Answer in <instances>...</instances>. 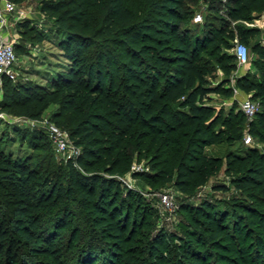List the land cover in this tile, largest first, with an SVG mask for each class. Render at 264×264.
Instances as JSON below:
<instances>
[{
	"label": "trees",
	"instance_id": "1",
	"mask_svg": "<svg viewBox=\"0 0 264 264\" xmlns=\"http://www.w3.org/2000/svg\"><path fill=\"white\" fill-rule=\"evenodd\" d=\"M10 1L19 3L21 0ZM198 1L146 0L145 9L140 7L139 11H134L127 6L128 0H53L54 5L48 9L60 12L59 21L65 26L61 46L73 65L51 83L49 91L53 93L50 96L27 95L24 100H17L14 87L8 85L11 81L5 80L2 103L14 109L15 114L34 119L40 117L47 98L54 103H67L63 113L76 112V95L94 85L96 97L92 104L96 110L83 115L85 119L81 123L89 146L82 151L78 164L85 170L94 168L114 172L123 163L117 162L115 167L109 168L104 166L100 159L102 150L95 149L99 145L97 136L104 132L109 133L112 140L122 141L139 132L140 142L149 139L152 146L158 144V149L181 153L175 182L182 192L190 194L194 181L196 184L202 182L217 170L219 164V159L209 158L204 149L218 143L224 136L230 143L245 137L239 126L242 119L236 123L233 116L225 118L221 112L216 113L212 106L205 104L212 93H230L229 89L223 88L227 81L217 87L208 83L213 70L205 55L211 58L219 53L220 48L231 50L236 39L246 41L249 36L258 38L252 47L256 56L253 60L256 77L238 79L237 88L259 99V110L249 123L247 133L264 145V45L261 41L264 40V30L263 37H259L258 30L232 28L229 21L223 19L217 25L209 21L202 27L191 24L193 12L187 8L190 2ZM203 1L206 5L212 4V10L213 3H219L218 0ZM228 4V16L232 21L244 20L249 10L264 11V0H228ZM98 38L109 43L110 48L97 50L93 55L95 50L90 46L95 45ZM215 58L222 70H236L233 54ZM78 60L82 64H78ZM83 62L86 67H82ZM228 157L234 164L243 165L259 156L249 148L246 158ZM0 164L5 168L14 167L1 160ZM258 164L261 165L258 171L260 180L257 181L253 171H249L248 180L233 181L238 189L243 191L263 185L264 195V155ZM165 166L170 167V161ZM20 172L29 174L31 181L37 179L29 166L21 168ZM162 181L171 182V173H165ZM51 184L54 186L52 192L38 196L26 192L23 185H15L17 201L9 204L16 221L15 231L22 240L38 244V252L44 259L14 251L13 237L0 223V254L4 256L0 264H70L68 260H73L74 264H130L133 261L129 242L134 240L136 230L132 225L128 226L131 219L128 211L124 213L116 205L112 180L97 175L87 177L70 165L67 186L64 187L60 177ZM225 189L224 186L214 187V190ZM71 195L77 198L87 222L99 233L92 234L78 247V242L75 243L77 230H72L64 249L57 241L72 225V219L69 205L60 204V198ZM262 199L264 207V196ZM183 210L187 209L184 207ZM211 210L213 207L207 201L195 207L194 227L196 231L206 230L217 238L223 234L221 215L232 217L233 214L226 211L212 213ZM242 210L257 226L261 235L260 249L264 254V220L257 209L242 207ZM234 228L242 238V224L237 221ZM164 246L162 236L152 242L149 255L153 264L168 261ZM232 254L233 259L240 258L252 264L245 248ZM194 264L201 262L195 261Z\"/></svg>",
	"mask_w": 264,
	"mask_h": 264
},
{
	"label": "rangeland",
	"instance_id": "2",
	"mask_svg": "<svg viewBox=\"0 0 264 264\" xmlns=\"http://www.w3.org/2000/svg\"><path fill=\"white\" fill-rule=\"evenodd\" d=\"M218 2L213 3L214 10L211 9L212 4L206 5L203 0L197 3L190 2L187 9L193 14L189 23L202 27L208 21L217 25L221 23L220 19H223L229 21L232 28L256 29L259 31V37H263L264 11L249 10L244 20L232 21L228 16V0H218ZM15 5L17 12L10 17L12 25L10 33L15 45L17 62L15 78L9 80L11 82L8 85L14 87L13 93L20 101L27 95L44 97L49 94L50 96L53 93L52 90L49 91L51 83L61 74L69 71L73 65L72 61L67 59L66 50L61 46L65 39L63 32L65 26L59 21L60 12L48 9L54 5L53 0H21ZM127 6L139 11L140 7L144 8L147 3L146 0H128ZM197 12L203 17L200 23H195L193 20ZM256 39L258 38L249 36L246 41L236 39L232 43L233 47L237 44L244 45L250 57L247 65H237L234 71L222 70L221 64L216 62L215 58L223 55L225 58L226 55L232 54V50L220 48L219 53L214 57L205 55L210 59L213 70L208 83L212 87H217L227 81L223 88L230 91L229 95L210 94L205 104L212 106L216 113L221 112L225 118L233 116L236 123H240L242 119L243 122L239 124L243 130L241 132L244 136L250 135L252 142L246 145L241 138L230 143L224 136L218 143L207 146L204 153L209 158L219 159L217 170L198 184L194 181L193 191L190 194L182 192L175 182L176 169L182 159L181 153L166 152V148L158 149V144L152 146L149 139L140 142L139 132L132 138H129L130 135L123 138V142L112 140L109 133L103 132L97 136L96 142L99 145L95 149L102 150L100 159L104 166L109 168L115 167L114 164L117 162L123 163L114 172L109 173L94 168L85 170L78 164L82 151L89 146L81 123L86 113L96 110L92 104L96 97L94 85L76 95V112L69 110L63 113V107L67 103H54L47 98L46 107L41 110L37 119L15 114L14 109L2 103L1 97L0 160L14 167L5 168L0 164V223L8 235L13 237L14 251L32 255L38 260L44 259L38 252V244L22 240L15 231L16 221L9 205L17 201L14 186L23 185L26 192L38 196L41 193L52 192L54 186L51 183H55L60 177L66 187L68 172L72 165L87 177L97 175L114 182L116 205L122 212L128 211L131 218L128 226L132 225L136 230L134 240L129 242L130 251L134 255L130 264H153L149 252L152 242L160 236L165 240L163 250L167 252L169 258L164 264H194L195 261L201 264H248L240 258L233 259V251H241L243 248L250 254L248 259L250 263L264 264V254L260 249L262 244L259 242L261 235L257 226L247 216V212L242 210V207L257 209L264 220L263 185L241 191L233 183V181L240 183L248 180L249 171H253L254 177L259 181L258 171L261 165L258 163L264 155V145L247 133L248 125L252 120L249 121L241 109L242 103L246 100L256 103L259 109V99L237 88L238 79L244 76L256 77V68L253 65L256 56L252 51ZM95 41L96 44L90 46L93 51L95 50L93 55L97 50L110 48V44L103 39L98 38ZM261 41L264 45L263 38ZM225 63L227 64L226 61ZM78 64L82 62L78 60ZM114 64L118 67L117 63ZM83 65L82 67L87 66L86 63ZM84 71L83 68L85 74ZM72 97L74 98V94ZM53 126L58 129L66 143L64 151H59L54 141ZM249 148L257 152L259 156L257 159L252 158L243 165L234 164L232 159L229 160L230 155L246 158ZM168 161L170 167L165 166ZM26 166L36 174V180L31 181L29 174L20 172V169ZM121 169H126L125 173L118 172ZM167 172L171 173V182L162 181ZM215 186H224L226 189L214 190ZM165 196H168L171 202L169 208L164 202ZM204 201L210 203L211 208L213 207L212 213L226 211L233 214L232 217L221 215L223 234L217 238L212 237L206 230L196 231L194 227L197 215L195 207ZM60 204L69 205L71 212L69 216L72 219V225L68 226L69 229L57 241L64 249L66 243L70 241L72 230H77L75 243L78 242V247L81 242L89 240L92 234L98 235L99 230L87 222L75 196L60 198ZM184 207L186 211L183 210ZM237 221L242 224V238L238 237L234 228ZM3 260V254H0V261ZM68 263L75 262L68 260Z\"/></svg>",
	"mask_w": 264,
	"mask_h": 264
},
{
	"label": "built area",
	"instance_id": "3",
	"mask_svg": "<svg viewBox=\"0 0 264 264\" xmlns=\"http://www.w3.org/2000/svg\"><path fill=\"white\" fill-rule=\"evenodd\" d=\"M220 1V0H219ZM15 3L10 0H0V99L2 96L3 82L5 80H13L15 78V67L17 62V56L15 52V45L10 33L11 29V19L16 11ZM202 14L197 12L193 20L195 23L202 22ZM232 54L236 57L237 65L245 66L250 62V57L247 48L242 44H237L232 49ZM241 109L250 121L252 120L256 113L258 112V106L256 103L246 100L242 103ZM54 141L58 147L59 151H64L66 149V143L59 133L56 127H52ZM244 143L250 145L252 138L250 135L244 137ZM164 202L166 206L171 207V202L168 196L164 197Z\"/></svg>",
	"mask_w": 264,
	"mask_h": 264
}]
</instances>
